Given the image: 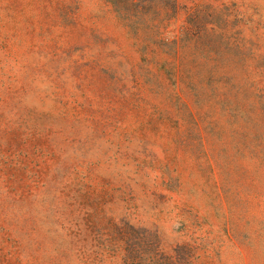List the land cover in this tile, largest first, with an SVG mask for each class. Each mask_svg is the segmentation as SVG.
<instances>
[{"label":"rangeland","instance_id":"obj_1","mask_svg":"<svg viewBox=\"0 0 264 264\" xmlns=\"http://www.w3.org/2000/svg\"><path fill=\"white\" fill-rule=\"evenodd\" d=\"M0 264H264V0H0Z\"/></svg>","mask_w":264,"mask_h":264}]
</instances>
